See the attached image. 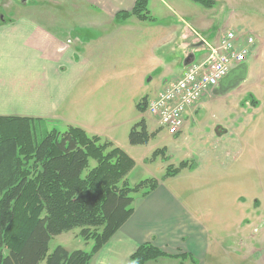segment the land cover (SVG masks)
<instances>
[{"label": "crops", "instance_id": "crops-1", "mask_svg": "<svg viewBox=\"0 0 264 264\" xmlns=\"http://www.w3.org/2000/svg\"><path fill=\"white\" fill-rule=\"evenodd\" d=\"M135 1L0 0V118L42 120L46 125L52 121L63 122L67 127L83 130L88 137L96 136L101 142L107 140L114 147L122 148L133 160L128 153L133 146H125L124 141L119 145L115 132L103 134L114 127L103 128L94 114L86 122L75 120L74 109L70 107L78 106L83 110L86 106H95L97 101L91 100L89 92L101 90L104 76L114 75L122 68L121 57L129 47L127 44L133 47V42L144 40V37H147L149 53L136 63L133 73L154 76L157 70H165L162 89L179 79L190 64L202 61L206 55V50L193 36V33L201 35L199 31H205L202 24L186 23L187 29L179 30L176 21L172 24L168 20V13L164 15L161 9L152 7L151 0L148 1V11L152 21L134 16L117 18L118 14L131 12ZM172 1L179 12L176 17L182 20L185 7L176 0ZM228 1L230 13H224L222 8L219 10L213 1L215 5L207 18L216 23L227 17V26L232 20L243 18L248 10L255 12L257 17L264 16V9L247 0ZM153 16H161V20ZM234 33L241 40L244 38L242 34ZM219 36L208 42L214 44ZM173 43L175 47H172ZM176 52L179 57L171 59ZM250 62H245L247 78L253 72L254 57ZM175 73L177 77H174ZM169 75L173 79L168 81ZM246 82L236 89L243 88ZM252 103L256 104L253 100ZM200 106L198 103L194 111ZM187 123L188 120L184 126ZM190 164L188 162L191 168L188 166L182 170L194 171L196 165ZM176 178L177 175L154 179L157 182L155 189L147 194L132 195V214L88 264H129L131 255L143 244H151L166 255L145 264H164L167 260L181 264L187 260L200 264H234L233 252L237 264H247L251 255L259 252L253 243L250 244L248 227L238 230L241 234L248 232L245 237L240 235L238 239L236 233L230 232L226 234L224 244H218L217 235L209 232L204 226L207 222L199 217L196 203L200 198L188 201L189 195L183 196L181 190L172 184ZM240 222L241 218L237 223ZM232 239L236 241L229 243ZM212 244L219 253L209 260Z\"/></svg>", "mask_w": 264, "mask_h": 264}, {"label": "rangeland", "instance_id": "rangeland-1", "mask_svg": "<svg viewBox=\"0 0 264 264\" xmlns=\"http://www.w3.org/2000/svg\"><path fill=\"white\" fill-rule=\"evenodd\" d=\"M161 1L151 0L152 7L161 9L164 15L168 13V20H171L172 24L176 21L179 30H186V23L198 22L205 28L204 32L199 31L202 35L200 36L207 41L225 31H234L246 38L251 37L254 43L246 61L251 63L250 60L254 57L253 72L246 79V85L231 94L203 97L199 101L201 106L196 111L192 108L184 116L188 123L181 133L171 135L166 128L158 125L157 119L147 110L140 112L136 108L142 99L146 98L148 103V100L156 98L162 89L166 74L162 69L157 70L154 76H139L133 73L136 63L149 53L146 48L147 37H144V40L133 42V47L127 44L126 47H129L123 51L121 57L122 68L116 70L114 75L104 76L101 90L89 92L91 100L97 101L95 106H86L83 110L72 106L70 109H74L75 120L86 122L94 114L103 128L114 127L103 134L115 132L117 143L122 145L124 141L125 146L129 145L130 129L141 120L145 121L150 135L148 142L128 150L134 164L124 179L130 187L148 179L161 180L166 177V168H177L179 172L172 184L181 190L180 194L183 193V196L189 195L188 201L200 198L196 203L199 217H203L207 222L204 226L208 231L217 235V243L224 244L227 233H236L239 239L240 235L245 237L249 232L250 244L253 243L259 252L252 254L247 264H264V16L257 17L255 12L248 10L243 18L232 20L230 25L225 26L227 17L218 19L216 23L211 22L210 17L207 18L215 4L207 7L191 0H176L185 7L181 20L176 17L179 12L172 0ZM213 1L219 10L224 9L226 14L231 12L228 0ZM247 1L264 9V0ZM154 18L161 20V16ZM259 24H262V27H259ZM260 33L263 34L261 37ZM172 47H175L174 43ZM176 57H179L178 52L171 59ZM171 66H174V62H171ZM174 75L177 77L176 73ZM145 78L147 79L144 82ZM167 79L169 81L173 78L169 75ZM252 100L256 104H253ZM190 112L192 114H189ZM29 128L31 132L34 128L35 136L42 137L46 131L54 129L61 133L68 127L63 122L52 121L42 127L30 125ZM155 152H158V155L154 157ZM181 162L194 164L196 169L192 172L182 170L179 168ZM95 166L96 162L89 160L84 173ZM168 185L170 186V183ZM132 195L134 197L137 194ZM240 218L241 222L238 224ZM243 227H248V232L241 234L238 230ZM79 232L80 229L75 228L53 237L49 242L48 254L57 246L66 247L68 251L80 249L89 252L92 242H85ZM235 241L232 239L229 243ZM211 247L209 260L219 253L214 244ZM232 261L237 264L235 252ZM163 263L181 264L169 260ZM185 264L200 262L187 260Z\"/></svg>", "mask_w": 264, "mask_h": 264}, {"label": "trees", "instance_id": "trees-1", "mask_svg": "<svg viewBox=\"0 0 264 264\" xmlns=\"http://www.w3.org/2000/svg\"><path fill=\"white\" fill-rule=\"evenodd\" d=\"M148 1L136 0L131 12L117 18L152 21ZM191 1L213 5L212 0ZM146 105L144 98L136 108L143 112ZM43 124L42 120L0 118V264H88L132 214V194H147L157 182L148 179L130 188L124 177L134 163L121 149L75 127L61 133L52 129L42 137L35 136L34 128L30 131V125ZM149 138L143 120L128 133L131 146L145 145ZM89 160L96 166L83 175ZM186 167L188 162L179 164L180 169ZM178 172L166 168L165 176ZM75 228L85 242H92L89 252L58 246L48 254L53 237ZM165 256L151 244H143L129 264Z\"/></svg>", "mask_w": 264, "mask_h": 264}, {"label": "built area", "instance_id": "built-area-1", "mask_svg": "<svg viewBox=\"0 0 264 264\" xmlns=\"http://www.w3.org/2000/svg\"><path fill=\"white\" fill-rule=\"evenodd\" d=\"M201 42L205 58L187 67L179 79L166 85L147 103V112L171 135L181 131L184 116L201 98L210 94L234 66L246 61L253 45L251 37L241 40L232 31L224 32L214 44Z\"/></svg>", "mask_w": 264, "mask_h": 264}, {"label": "water", "instance_id": "water-1", "mask_svg": "<svg viewBox=\"0 0 264 264\" xmlns=\"http://www.w3.org/2000/svg\"><path fill=\"white\" fill-rule=\"evenodd\" d=\"M248 75L247 64H240L234 67L229 73L218 83L217 88L213 91L214 96L226 95L236 89Z\"/></svg>", "mask_w": 264, "mask_h": 264}]
</instances>
